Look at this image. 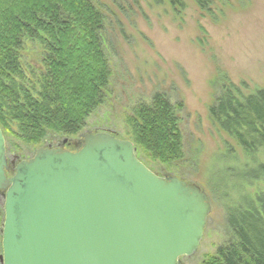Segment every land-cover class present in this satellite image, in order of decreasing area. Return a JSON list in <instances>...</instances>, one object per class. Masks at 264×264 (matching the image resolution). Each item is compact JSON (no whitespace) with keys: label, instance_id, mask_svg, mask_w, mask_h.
Returning a JSON list of instances; mask_svg holds the SVG:
<instances>
[{"label":"rangeland","instance_id":"rangeland-1","mask_svg":"<svg viewBox=\"0 0 264 264\" xmlns=\"http://www.w3.org/2000/svg\"><path fill=\"white\" fill-rule=\"evenodd\" d=\"M186 2L181 16H174L167 5L152 0H97L106 18L101 42L112 72L104 103L75 135L47 131L40 142L29 143L13 126L5 144L7 156L21 160L47 143L77 140L86 131L133 142L127 117L155 92L163 93L175 106L183 155L171 163L154 160L140 148L137 155L155 174L176 176L206 192L211 210L201 240L192 256L180 259L181 264H203L230 238L228 218L264 196L261 154L256 159L246 155L208 116L225 86L233 84L243 93L264 89V0H229L221 11L207 13ZM43 56L40 41L24 40L20 62L34 81ZM3 216L0 201V228Z\"/></svg>","mask_w":264,"mask_h":264},{"label":"water","instance_id":"water-1","mask_svg":"<svg viewBox=\"0 0 264 264\" xmlns=\"http://www.w3.org/2000/svg\"><path fill=\"white\" fill-rule=\"evenodd\" d=\"M81 136L74 150L37 148L7 175L0 128V264H181L192 256L211 210L206 192L155 174L130 140Z\"/></svg>","mask_w":264,"mask_h":264},{"label":"trees","instance_id":"trees-1","mask_svg":"<svg viewBox=\"0 0 264 264\" xmlns=\"http://www.w3.org/2000/svg\"><path fill=\"white\" fill-rule=\"evenodd\" d=\"M152 1L167 5L174 16H181L187 7L186 0ZM191 1L207 13L229 0ZM105 19L97 0H0V128L4 138L14 134L13 126L29 143L40 142L47 131L71 136L84 127L104 103L111 79L101 42ZM25 39L44 46L35 81L20 62ZM208 116L246 155L261 154L263 160L257 161L264 169V89L243 93L233 84L225 86ZM178 120L175 106L160 92L135 107L126 121L136 155L140 148L162 163L179 160L183 143ZM228 224L230 238L203 264H264V196L248 201L228 218Z\"/></svg>","mask_w":264,"mask_h":264},{"label":"flooded vegetation","instance_id":"flooded-vegetation-1","mask_svg":"<svg viewBox=\"0 0 264 264\" xmlns=\"http://www.w3.org/2000/svg\"><path fill=\"white\" fill-rule=\"evenodd\" d=\"M88 131H86L87 133ZM86 133H83V134H79L77 140H73V139H68L67 142L63 143L61 140L59 142L56 143V145H52L50 143H47L46 145H44L45 147L47 146H51V147H57L58 144H60V147L61 148H64V149H69V150H74L76 149L77 147L80 146L81 142H82V136L81 135H84ZM8 164H9V168L7 170V175H10L13 171V168H14V165H16V163L19 161L18 158H16L15 156L14 157H9L8 156ZM11 161V162H10ZM3 190L0 189V201L2 202L4 197H3Z\"/></svg>","mask_w":264,"mask_h":264}]
</instances>
